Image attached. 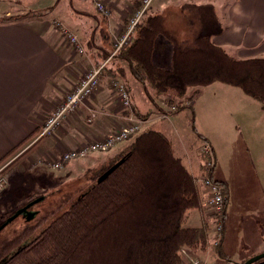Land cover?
<instances>
[{"label":"trees","instance_id":"1","mask_svg":"<svg viewBox=\"0 0 264 264\" xmlns=\"http://www.w3.org/2000/svg\"><path fill=\"white\" fill-rule=\"evenodd\" d=\"M140 4L137 1L135 10ZM168 9L153 14L145 11L135 24L130 41L111 57L113 46L109 42L111 48L102 53L95 65H103L101 75L108 72L111 78L119 79L129 93L121 78L127 69L157 109H162L157 102L165 98L171 109L166 112L168 115L192 108L189 101L195 90L214 82L239 88L260 100L264 108V57L237 58L213 42L212 38L224 30L214 5L180 3L179 29L164 13ZM35 13L27 10L23 14H3L0 23ZM100 15L105 22L107 16L101 12ZM157 38H163L171 47L169 68L154 63ZM114 60L126 66L112 68ZM187 97L184 103L176 101ZM193 122L194 117L192 129L196 132ZM35 133L0 158V165L7 162L3 174L13 171L48 137L41 136L26 145ZM197 135L200 142H207L201 134ZM132 137L97 165L87 167L81 184L51 192L55 196L52 203L35 210L31 219L22 217L21 222L12 226L16 217L5 218L0 225V264H192L190 259L205 251L230 264H243L249 257L231 261L223 249L226 183L219 181L224 189L219 215L202 205L198 178L204 171L200 153V174L195 175L163 132L145 127ZM120 159L122 162L97 182ZM213 169L214 166L209 175ZM44 199L42 195L38 201ZM192 209L201 212L199 225H182ZM216 222L221 230L213 244ZM251 264H264V257Z\"/></svg>","mask_w":264,"mask_h":264},{"label":"crops","instance_id":"2","mask_svg":"<svg viewBox=\"0 0 264 264\" xmlns=\"http://www.w3.org/2000/svg\"><path fill=\"white\" fill-rule=\"evenodd\" d=\"M96 1L102 2L109 9L105 22L101 21ZM137 1L141 2V0H28L27 4H23L21 0H0V14H23L27 10L37 12L0 23V158L35 131L26 145L38 139L36 137L45 118L74 87L82 74L96 65L102 58V53L111 48L110 44L113 46L116 37L126 28ZM166 1L161 0L150 6L152 13L148 14L162 12L180 4L173 6ZM184 1L194 0H182ZM196 1L212 3L224 27L222 33L212 38L214 43L237 58L264 57V0ZM64 29L77 37L81 49L64 38ZM165 51H171L170 45L163 38H157L153 59L155 55ZM116 65L126 66L120 60H114L110 64L112 68H116ZM110 76L108 72L102 74L97 91L84 104H80L73 114L64 119L54 134L46 137L19 165L28 158L38 163L40 160L46 162L48 160L44 158L46 155L59 156L64 150L111 134L129 119L139 118L140 102L146 98L142 84L136 81L127 69L124 71L121 78L129 88L131 101V108L125 110L118 102L116 91L109 86ZM214 83L198 88L195 93L199 94L202 88ZM187 99L188 97L184 98L186 101ZM189 102L197 116L196 103ZM157 105L163 112L158 113L155 120L178 116L168 115L166 112L171 109L163 101H158ZM90 109L96 112V116L88 122ZM145 119L149 120L148 117ZM151 124H154V121H151L148 127ZM198 130L197 132L206 138L213 149L215 165L212 177L225 182L228 191L223 249L231 261L239 262L264 250V230L261 232L260 226L258 228L257 223L250 221L255 218L253 214L251 218L240 219L237 238L232 239L229 224L231 219L235 218L232 208L233 186L216 168L219 159L207 133ZM199 143L197 139L192 148L191 145H186L182 138H176L172 142L178 155L195 175L200 174ZM99 161L98 157L94 156L68 161L61 169L62 178L75 179L82 176L87 167L97 165ZM200 187L203 192L202 205H205L204 188L201 185ZM261 215L264 216V212H256L257 217L261 218ZM200 220L201 212L197 209L194 212L190 210L185 217L187 226H197ZM239 235L242 237L239 238ZM231 243L237 244L233 256L229 254L232 252L229 249L234 250L230 248ZM204 255L205 262L218 263L211 257L209 251ZM227 264L230 262L227 261Z\"/></svg>","mask_w":264,"mask_h":264},{"label":"rangeland","instance_id":"3","mask_svg":"<svg viewBox=\"0 0 264 264\" xmlns=\"http://www.w3.org/2000/svg\"><path fill=\"white\" fill-rule=\"evenodd\" d=\"M21 1L23 4H27L28 0ZM160 1L152 0L149 7ZM166 2L175 6L174 4L181 3L182 0H167ZM194 2L201 1L194 0ZM147 13L152 12L149 9ZM164 13L168 15L169 22L173 26L177 27V29L181 27L177 7H170ZM170 55L171 51L155 55L153 59L154 63L157 66L169 68L171 64ZM176 101L184 103L186 100L184 98L182 100L177 98ZM190 101L196 103L197 116L193 113L192 108H185L176 113L178 115L176 117H165L163 120H155L156 115L162 113L163 109L157 110L148 99L144 98L140 102L139 110L141 114L137 118L143 120L141 129L148 127L149 123L154 121V124H151L150 128L164 132L172 142L176 138H182L186 145H191L192 148L197 143V129H199L198 131L200 129L204 130L219 159V163L216 166L217 170L227 177L233 186L232 208L235 218H232L229 224V228L233 234L232 239L237 238V232L240 230V219L251 218L253 214H255V218H252L250 221L257 223V227L259 228L260 226L259 229L262 232L264 230V216L261 215V218L257 217L256 212H264L263 103L258 99L246 95L239 88L221 82H215L211 86L202 88L199 94L195 93L192 95ZM163 103L166 104L165 98L163 99ZM149 106L151 107L149 108ZM142 116L148 117L149 120L146 121ZM193 117V123L195 128H197L196 132L192 129ZM131 138L133 137L131 136L127 140L116 144L106 152H92L88 156L98 157L101 160L104 156L112 154L118 148L128 143ZM202 143L204 142H200L199 145L201 146ZM175 153L179 154L176 150ZM52 156L46 155L44 158L49 159ZM88 156L70 161L82 160ZM16 166L13 171L5 175L7 176V183L0 192V225L5 218L12 220L16 217L12 226L15 223L21 222L23 220L22 217H26V214H31L35 210L48 207L52 203L53 197H55L50 195L51 192L60 188L63 190L72 189L83 182L81 176L75 179L62 178L63 170L61 169L65 165L62 168L56 169L46 164V162L42 161V163H38L28 158L24 163ZM42 195H45V199L38 201ZM34 198L35 200L32 201ZM194 211L196 209H192V212ZM182 225L186 226L185 219ZM241 237L239 235V238ZM235 247H237L236 243L230 244V248L234 249H229V251H232L229 252L232 256L236 250ZM205 252L200 254L201 257L196 256L197 258L190 259L192 264H195V262L197 264H210L208 260V262H205L206 257L203 258ZM211 257L214 258L215 256L211 255ZM215 259V262H218L216 264H227V260L225 259L217 257Z\"/></svg>","mask_w":264,"mask_h":264},{"label":"built area","instance_id":"4","mask_svg":"<svg viewBox=\"0 0 264 264\" xmlns=\"http://www.w3.org/2000/svg\"><path fill=\"white\" fill-rule=\"evenodd\" d=\"M151 1L152 0H141L140 7L135 10L132 16L129 18L126 28L122 30L116 37L110 57L118 53L121 47L130 41L135 24L139 21L145 11H147ZM95 5L101 13L106 16L109 15L108 8L102 2L96 1ZM63 36L69 43L75 45L76 48L81 49L78 39L73 33L64 29ZM102 66L103 65L92 66L82 74L74 87L65 94L63 99L58 103L51 114L45 118L38 131L36 139L41 136L53 135L61 122L69 115L73 114L80 104H84L88 98L93 95V93L100 86ZM109 86L116 91L120 106L125 110L129 109L130 97L123 82L112 77L109 80ZM95 116L96 112L90 109L87 116V121H92ZM142 123L143 120L141 119H129L128 121L122 123L121 126L111 134L88 140L76 146L75 148L64 150L59 156L50 157L46 161V164H49L51 167L57 169L62 168L65 163L70 160L86 157L92 152H106L113 148L116 144L127 140L140 131ZM199 151L202 158L204 172L202 175H199L198 182L202 188H204L206 197L205 205L210 207V210L213 214L219 215L222 212L224 205V189L218 180L214 179L212 175L208 174V172L214 166L212 147L209 143L204 142L199 147ZM39 162H42V160ZM6 164L7 162L0 165V192L7 183V176L1 172ZM220 230L221 225L219 222H216L213 229V244L217 243L220 236ZM195 264L197 263L195 262Z\"/></svg>","mask_w":264,"mask_h":264},{"label":"water","instance_id":"5","mask_svg":"<svg viewBox=\"0 0 264 264\" xmlns=\"http://www.w3.org/2000/svg\"><path fill=\"white\" fill-rule=\"evenodd\" d=\"M123 159H120L119 161H117L116 163H114L111 167H109L104 173H102L98 178H97V182L102 181L104 178H106V176L117 166L122 162ZM35 215L34 213H28L26 214V218L27 219H31L33 216ZM264 257V251L261 253H258L256 255H253L251 257H249L246 261L243 262V264H251L252 262L263 258Z\"/></svg>","mask_w":264,"mask_h":264}]
</instances>
